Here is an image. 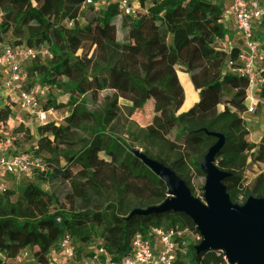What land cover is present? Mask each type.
I'll use <instances>...</instances> for the list:
<instances>
[{
    "label": "trees",
    "instance_id": "1",
    "mask_svg": "<svg viewBox=\"0 0 264 264\" xmlns=\"http://www.w3.org/2000/svg\"><path fill=\"white\" fill-rule=\"evenodd\" d=\"M87 1L0 0V45L47 46L53 57L28 67L29 88H48L46 108L71 110L67 126L39 127L40 138L31 151L48 168L37 176L50 190L27 182L15 191L0 192V256L4 258L0 264H13L25 250L33 259L42 260L66 235L74 238L80 252L103 240L112 261L117 262L129 254L137 234L146 235L152 228L198 232L184 213L133 215L136 210L160 206L169 195L166 183L142 156L171 168L193 195V179L186 171L206 176L201 165L219 141L214 134L225 137L216 164L227 174L223 185L232 204L244 206L250 198L264 199V173L250 191L243 187V172L258 161L248 163L246 158L252 144L230 137L243 124L250 83L228 70V62L237 61L240 50L234 46L228 52L222 47L234 40L233 30L224 24L225 1L130 0L137 8L136 16L121 15L116 3L95 11ZM259 1L264 6V0ZM82 14L85 26L78 23ZM117 21L122 41L117 40ZM69 22H74L72 28ZM18 32L21 35L13 43L6 42L10 33ZM259 32H264V19L256 28L264 51ZM130 58L138 60L139 72L131 70ZM178 67L186 69L198 102L185 113L160 115L142 126L149 139L163 140L171 152L180 154L186 165L183 169L149 151L138 152L125 138L131 137L130 125H140L137 118L148 114L151 91L168 92L179 84ZM68 72L72 84L65 79ZM259 73L264 81V63ZM115 77L125 81L118 90L111 87ZM261 90L264 95V83ZM120 100L128 105H120ZM77 115H87L88 122L73 123ZM10 119L11 110L0 108V124ZM96 162L100 169L95 171L97 179L86 185L88 195L68 183L79 172L94 171ZM132 179L152 184V202L128 200ZM13 199L15 205L9 212L7 205ZM183 246L182 240L175 264H230L224 252H199L192 245L183 259Z\"/></svg>",
    "mask_w": 264,
    "mask_h": 264
},
{
    "label": "built area",
    "instance_id": "2",
    "mask_svg": "<svg viewBox=\"0 0 264 264\" xmlns=\"http://www.w3.org/2000/svg\"><path fill=\"white\" fill-rule=\"evenodd\" d=\"M216 1V0H214ZM226 3L225 20L238 37L235 45H230L229 51L238 46V60L228 62V70L249 80L250 88L245 104L247 111L244 115L254 114L260 105L264 106V95L261 85L264 83L259 68L264 63V51L256 39V28L264 19V6L259 0H223ZM116 3L123 16H136L135 8L130 0H88L95 11L108 4ZM69 28L74 22L67 23ZM226 25V24H225ZM47 46L30 48L17 45H0V108L12 112V119L22 120V114H28L36 119L40 126L54 123L55 109L45 107L46 101L42 96L48 92L44 86L34 85L29 88L27 69L34 63H46L52 59ZM42 95V96H41ZM23 122V121H21ZM10 139H0V175L27 176L35 173L43 174L48 171L45 162L33 152L12 154ZM8 190L0 180V192ZM187 231H168L163 227L152 228L146 235L137 234L131 244L128 255L114 262L105 248V243L97 239L91 245L79 251L74 238L66 235L55 247L50 249L42 260L32 258L30 251H23L13 264H175L180 251V241ZM184 245V243H183Z\"/></svg>",
    "mask_w": 264,
    "mask_h": 264
},
{
    "label": "rangeland",
    "instance_id": "3",
    "mask_svg": "<svg viewBox=\"0 0 264 264\" xmlns=\"http://www.w3.org/2000/svg\"><path fill=\"white\" fill-rule=\"evenodd\" d=\"M79 25L85 26V15L79 19ZM118 27H116L117 32V40L122 41L124 38L123 31L120 27V21L116 22ZM234 40L223 43L222 47L229 51L230 45L237 44L238 35L233 30ZM260 33V32H259ZM263 36V40H261V44L264 45V32L260 33ZM21 35L20 32L18 33H10L7 37V43H13L16 38ZM76 51L79 48L75 49ZM131 57V56H129ZM131 63V70L134 72H139V62L135 58H130ZM178 76L180 79H183L181 83L177 84L174 88L170 91L165 92L160 88H154L151 91V99L149 105L147 107L148 114L143 116V119L137 118L140 125H133L131 124L129 127L131 137L129 135H125V138L128 139L132 144L133 147L140 153L144 151H149L152 155L156 157H162L164 160H167L171 165L175 163L179 169H183L186 165L185 162L181 160L180 154L177 151L171 152L169 146L160 139H149L146 135L145 130H143V124L150 122V119H153L157 116L174 113L180 114L182 108L187 109L191 106L195 99L197 98L196 90L187 81L186 76L183 74L185 71L177 68ZM65 79L71 83L72 73L68 72L65 75ZM125 81L121 79H117L116 77L112 81V89L118 90L120 87L124 85ZM30 86V84H29ZM41 86V85H37ZM50 93L46 92L42 96V101H48ZM57 93L50 96V98L55 97ZM120 105H128V103L124 100L119 101ZM223 106L219 107V110H222ZM55 117L54 125L55 128L58 129L62 126H67L68 119L71 117V110L69 108L64 109H55ZM22 120L10 119L7 123L0 124V139H10L12 143V154L17 153H26L31 152L36 146L39 141V122L32 118L28 114H22ZM87 115H77L76 119L73 123L75 124H82L85 125L88 122ZM245 119L243 120V124L240 128L232 131L230 133V137H241L243 140H247L252 144L251 151L247 152L246 158L248 163L253 162L255 159L258 161L254 165H248L245 171L243 172L244 177V188L248 189L249 191L253 188L256 178L264 173V106L260 105L257 111L254 114H246L244 115ZM141 120V121H140ZM22 125L23 128H20ZM99 162L94 163L93 168L94 171H88L84 173H77L75 174L68 183L74 184L79 191L83 193L89 192V189L86 186L88 182L95 181L97 179L96 172L100 169L98 165ZM188 177L193 179V196L194 198L200 200L202 203L206 204L204 198V187L206 184V176L204 178L198 177L191 170L186 171ZM91 174V175H90ZM0 180L7 186L8 190L15 191V189L22 185L23 183H33L39 185L44 191H49L50 188L48 184L41 180L40 176H37V173L31 175L30 177L27 176H9V175H0ZM86 186V187H85ZM128 200L131 202H145L150 203L154 200V190L152 184L146 179H132L129 185V192H128ZM97 200V199H96ZM95 200V201H96ZM114 198L113 201L114 202ZM15 199L11 200L7 205V209L10 212L11 209L14 207ZM103 200H100L99 203H102ZM107 206V205H105ZM190 230V229H189ZM203 242V237L201 236L200 232H195L193 230L188 231L183 236V259H185L186 253L188 252V247L191 245L194 247H199ZM4 258L0 256V261Z\"/></svg>",
    "mask_w": 264,
    "mask_h": 264
},
{
    "label": "water",
    "instance_id": "4",
    "mask_svg": "<svg viewBox=\"0 0 264 264\" xmlns=\"http://www.w3.org/2000/svg\"><path fill=\"white\" fill-rule=\"evenodd\" d=\"M214 135L219 141L201 165L206 175V204L193 197L171 168L142 156L144 163L166 183L169 195L160 206L136 210L133 215L184 213L203 237L199 252L222 251L230 264H264V199L250 198L244 206L232 204L223 185L227 174L216 164V155L224 146L225 137Z\"/></svg>",
    "mask_w": 264,
    "mask_h": 264
},
{
    "label": "crops",
    "instance_id": "5",
    "mask_svg": "<svg viewBox=\"0 0 264 264\" xmlns=\"http://www.w3.org/2000/svg\"><path fill=\"white\" fill-rule=\"evenodd\" d=\"M213 1H214V0H213ZM229 21H230L229 19H226V20H225V24H226V26H227V25H230V22H229ZM180 69H182L183 71H185V73H184L183 75L186 76L187 81L190 82V80H189V78H188V74H187V72H186V69H184V68H182V67H180ZM182 80H183V79H180V78H179V83H181ZM190 84H191V83H190ZM191 85H192V84H191ZM196 95H197V98L195 99V102H194L191 106H189L187 109L182 108L181 111H180V114L187 112L189 109H191V108H192V107L198 102V94H197V92H196Z\"/></svg>",
    "mask_w": 264,
    "mask_h": 264
}]
</instances>
